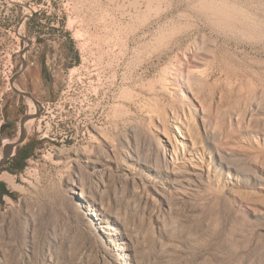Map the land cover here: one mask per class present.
<instances>
[{"label": "rangeland", "instance_id": "1", "mask_svg": "<svg viewBox=\"0 0 264 264\" xmlns=\"http://www.w3.org/2000/svg\"><path fill=\"white\" fill-rule=\"evenodd\" d=\"M0 114V264H264V0H0Z\"/></svg>", "mask_w": 264, "mask_h": 264}, {"label": "trees", "instance_id": "2", "mask_svg": "<svg viewBox=\"0 0 264 264\" xmlns=\"http://www.w3.org/2000/svg\"><path fill=\"white\" fill-rule=\"evenodd\" d=\"M30 157V154L27 153L25 155H21L18 153L16 157L11 159L7 164L10 166L8 171L10 173H16L18 171H21L22 169V163L27 160ZM8 195V192L4 190L3 185L0 183V198Z\"/></svg>", "mask_w": 264, "mask_h": 264}, {"label": "bare ground", "instance_id": "3", "mask_svg": "<svg viewBox=\"0 0 264 264\" xmlns=\"http://www.w3.org/2000/svg\"><path fill=\"white\" fill-rule=\"evenodd\" d=\"M161 150H162V147H161ZM167 152V149H165L164 147H163V152L161 151L160 152V155H161V157H162V159L164 160V159H166L165 158V153ZM81 155H84L85 154V152H79ZM1 179L3 180V181H5L6 183H8L9 185H11L12 186V178L10 179V176H7L6 174H3L2 176H1ZM75 187H77V185H75Z\"/></svg>", "mask_w": 264, "mask_h": 264}, {"label": "water", "instance_id": "4", "mask_svg": "<svg viewBox=\"0 0 264 264\" xmlns=\"http://www.w3.org/2000/svg\"><path fill=\"white\" fill-rule=\"evenodd\" d=\"M48 92H49V90H48ZM24 119H27V118H24ZM24 119L22 120V122L24 121ZM20 136H21V137H20V138H21L20 140L22 141V140H23V132L20 133ZM14 147H15V146H14ZM14 147H11V146H10L8 149H7V148L4 149V154H6L7 152H9V151H10L12 148H14Z\"/></svg>", "mask_w": 264, "mask_h": 264}, {"label": "flooded vegetation", "instance_id": "5", "mask_svg": "<svg viewBox=\"0 0 264 264\" xmlns=\"http://www.w3.org/2000/svg\"><path fill=\"white\" fill-rule=\"evenodd\" d=\"M20 94H21V96H23L24 97V94L25 93H23V92H19ZM28 117L30 118V117H32V113L31 114H28V116H27V119H28ZM22 154L20 153V156H21Z\"/></svg>", "mask_w": 264, "mask_h": 264}, {"label": "built area", "instance_id": "6", "mask_svg": "<svg viewBox=\"0 0 264 264\" xmlns=\"http://www.w3.org/2000/svg\"><path fill=\"white\" fill-rule=\"evenodd\" d=\"M0 118H1V121H0V128H1V124H2V122H3L2 114H0Z\"/></svg>", "mask_w": 264, "mask_h": 264}]
</instances>
